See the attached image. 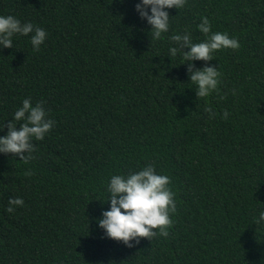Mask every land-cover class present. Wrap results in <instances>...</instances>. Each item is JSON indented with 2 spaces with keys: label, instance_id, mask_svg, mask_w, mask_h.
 <instances>
[{
  "label": "trees",
  "instance_id": "trees-1",
  "mask_svg": "<svg viewBox=\"0 0 264 264\" xmlns=\"http://www.w3.org/2000/svg\"><path fill=\"white\" fill-rule=\"evenodd\" d=\"M136 2L0 0L47 33L0 49V135L25 98L55 121L26 160L0 153V264H264V0H186L157 40ZM201 16L239 43L192 62L220 73L202 98L166 54L173 34L205 39ZM148 163L170 177L167 235L102 236L109 177ZM10 197L24 201L11 213Z\"/></svg>",
  "mask_w": 264,
  "mask_h": 264
},
{
  "label": "clouds",
  "instance_id": "clouds-1",
  "mask_svg": "<svg viewBox=\"0 0 264 264\" xmlns=\"http://www.w3.org/2000/svg\"><path fill=\"white\" fill-rule=\"evenodd\" d=\"M185 3L186 0H137L134 8L138 16L150 25L148 30L151 31L152 39L157 40L169 29L168 9L183 8ZM196 27L205 34V39L194 42L188 31L173 34L171 40L174 44L168 48L166 54L169 58L178 53L182 54V62H187L189 81L195 85V95L202 98L217 88L220 73L217 66L204 64L195 67L192 62L210 61L216 50L236 49L239 43L226 32L212 31L207 16H201ZM16 34L28 36L34 50L39 49L47 35L43 27L30 21L21 22L12 14L0 15V49L12 47V37ZM204 110L209 113L210 118L215 116L210 107H205ZM228 116L229 113L225 110L222 117ZM54 123L46 115L42 102L32 104L30 99H23L8 120L7 130L0 135V153H13L19 159L26 160L35 149L33 139L42 140ZM3 128L4 124L0 122V130ZM169 184L170 177L157 172L151 163L138 170L112 174L104 190V199L100 200L107 201L108 207L101 210L99 217L94 218L97 226L103 230L102 236L120 240L128 246L138 241L139 237L150 238L156 235L157 229L160 235L166 236L167 228L172 223L169 214L176 207L174 193ZM23 204L22 198L10 197L6 211L11 213L14 211L13 206ZM254 223L264 225V208L254 217Z\"/></svg>",
  "mask_w": 264,
  "mask_h": 264
}]
</instances>
